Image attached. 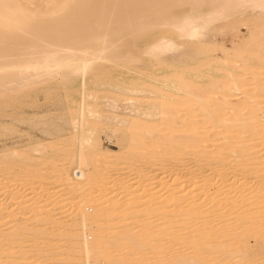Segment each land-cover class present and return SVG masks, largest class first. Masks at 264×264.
<instances>
[{"label": "bare ground", "instance_id": "6f19581e", "mask_svg": "<svg viewBox=\"0 0 264 264\" xmlns=\"http://www.w3.org/2000/svg\"><path fill=\"white\" fill-rule=\"evenodd\" d=\"M240 26L247 28L241 37L237 34ZM217 34H231V47L218 41ZM118 69L126 70L128 78L115 84L109 81L115 93L125 97L130 92L138 99L145 93L153 102L135 106L136 117L125 122L124 142L118 151L95 152L99 144L93 133L100 125L102 110L90 102L100 89L90 91L89 81L104 84ZM54 79L63 87L71 111L67 110L71 124V132L65 134L68 145H38L29 155L8 150L3 156L8 157L5 167L20 170L17 174L8 171L3 181L8 185L30 166L35 170L44 164L60 167L47 182H32L28 195L58 184L74 204L73 217L66 220L64 213H55V207L62 209L66 203L56 196H43L44 200L31 204L18 198L17 209H22L18 216L10 217V222L0 218V241L6 237L0 242V258L20 264H45L46 260L54 264L65 256L62 264H78L77 250L73 252L76 244L72 246L77 243L88 264L248 263L251 253L241 238L215 239L213 243L210 232L220 223L215 227L210 217L224 210L218 218L235 215L240 222H248L242 234L264 230L260 222L264 213V0H0V103L23 106L34 84ZM110 100V109L115 111L119 101L112 96ZM10 108L16 116L14 107ZM146 111L151 112L147 115L151 120H142L140 114ZM66 159L69 162L64 164ZM128 159V172H137L134 176L131 172L132 177L122 169ZM169 159L173 163L164 168ZM199 162H205L201 173L202 169L195 168ZM36 164L39 166L34 167ZM240 165L245 169L237 170ZM228 166L232 171L224 174ZM106 169L116 175L109 197L105 193L112 177L103 172ZM211 169L212 177L203 176ZM236 171L243 174V181H247L245 175L249 179L247 174L260 177L261 184L225 186V180H231L229 176ZM38 174H34L36 178ZM235 174L232 179L240 176ZM184 183L199 185L200 190L222 187L229 193L221 200L213 193L198 200L189 192L174 193ZM19 186L3 188L8 193L30 189ZM228 194L240 197L233 200ZM208 205H213L209 207L212 216H207L210 223ZM178 217L182 218L178 221ZM185 231L189 234H181L187 237L182 245L190 247V253L174 255L170 250L165 255V241L182 242L178 235ZM216 232L227 233L225 228ZM64 238L73 248L68 246L71 252L66 255L60 246ZM21 240L30 242V248L45 245L42 251L37 248L42 255L35 253L38 258L33 261L34 254L29 260L20 256L29 253ZM14 243L22 246L13 247ZM12 247L19 250L13 252ZM226 255L227 261L221 262L220 257Z\"/></svg>", "mask_w": 264, "mask_h": 264}, {"label": "rangeland", "instance_id": "374dc122", "mask_svg": "<svg viewBox=\"0 0 264 264\" xmlns=\"http://www.w3.org/2000/svg\"><path fill=\"white\" fill-rule=\"evenodd\" d=\"M222 23H225V22H219L218 25H221ZM239 30H240L239 33H237L238 36H240V35L242 36L243 33H245V34H243V36L246 35L247 28H244V26H240ZM230 35L231 34H220V35L217 34L216 39L218 38L217 39L218 41H222V40H224V42L226 41L225 42L226 46L231 47V45H232L231 44L232 37ZM217 52L218 53L216 54V56L221 54L220 51H217ZM204 70H207V68L204 69ZM125 77L128 78V72L126 70H124V69H118V70L112 72V74L109 77L110 79L108 81H104V84L106 83L105 85L102 84V83H100V84L96 83L98 85V86H96V84H91L92 82L89 81L90 83L88 85V88H89L90 91H94V89H98V90L100 89L99 92L97 91V93H94L95 95L97 94L96 95L97 97L94 96L95 98L94 97L91 98L90 102L92 104L95 103L96 106H98L97 107L98 110H102L101 113H100V118H101L100 125L98 127L94 128V133H93V136L95 137L97 143L99 144V146H98V148H97V150L95 152L106 153L107 150L118 151L120 149L121 144H123V142H124V138H123L122 135H123V132H124L123 130H124V128H126V125H127L125 122L130 121V120H132V118L136 117V113L134 112V110L136 109L138 104L143 103L146 100H149L148 95L145 94V93L144 94H139L141 96L139 99L135 98V94H133V93L130 94V92H126L127 93L126 94L127 97L126 96L123 97L124 96L123 94L120 95V94L115 93V88H114L113 84H111V83L114 82V84H115V83H118V82H123V80L126 79ZM203 80H201V81H203ZM58 81H59L58 79H54V81L52 80V81H50L48 83L38 82V83L34 84L33 87L31 86L34 91L30 92V94H29L30 96L28 95V97H26V99H28V100L23 99V101L25 100V105H23V106H25L24 109H23V106L19 105L18 103H15L14 105L12 104L9 107H8V105H5V104L3 105L2 103H0V105H1L0 106V159H2L4 161V163L2 162L3 163L2 166L4 168H6L5 164L7 162V161H5V159L8 158V157H6V158L4 157L5 158L4 159L3 156L4 155L6 156V154H8V150H10L9 153L12 152V150H17V151H20L22 154L24 153V154H28L29 155V154L33 153V148L38 146V145L50 146V145L56 144L58 142H62V143L65 142L66 135L71 132V126H70L71 124L69 123L70 120H68L69 117L67 116V113H68V111L70 109H68L69 107L66 104L67 103V100H66L67 98H66V95L64 96L65 91H64L63 87L60 86V84H59L60 82H58ZM78 86H79V81L77 83V87ZM51 91H52V93H51ZM108 91L112 92V95H110V93ZM36 92H37V94H36ZM32 93H33V95H31ZM111 96H112V98H115L117 101H119L118 102L119 108L116 109L115 111H111V109H110L111 100L109 101V97H111ZM48 97H50V98H48ZM129 97H131L132 100H129V101L126 100ZM32 101H33V103H32ZM34 101H35V103H34ZM134 102H136V103H134ZM148 102L149 103H146V104L151 105L153 100H149ZM130 103H132V104H130ZM18 105L20 107H22V109L19 108L20 109L19 113H17L18 111L16 110L19 107ZM26 105H29V106L31 105V106L28 107ZM10 107H14L15 115L17 114L16 116H14L13 109H11ZM72 107H75V105H72ZM11 112H12L13 115H11ZM70 112L71 111H69V114H70ZM148 112H150V111H146L144 114H140L142 120H151L150 119L151 117L147 116L149 114ZM6 114H8V116H6ZM150 114H151V112H150ZM67 120H68V122H67ZM62 125H64V126H62ZM68 126H69V128H68ZM86 129H89V128H86ZM66 144L68 145V143H66ZM2 160H0V165L2 164L1 163ZM128 160L125 163L122 164L123 165L122 169H125V171H127L126 172L127 174L130 173L129 176H131L132 174L134 176V173H135L134 171H133L134 173L132 171H130V170L128 172L127 168H129L128 167L129 166V162H131L130 160L129 161ZM169 160H171V162ZM169 160L164 161V163L162 162L163 166H166L164 168H167V166H169V164L173 163L172 159H169ZM182 161H184V160L182 159ZM38 162L41 164L40 161H38ZM68 162H69L68 159H66V162H64V164H67ZM47 165L46 164H44L43 166L40 165L41 166L40 169H42L41 171H39L40 169L39 170L38 169L35 170L31 166L26 168V169H28V171L24 170L26 172L24 173V171H23V173H24V174L22 173L23 177H22V175H20L19 176V178L21 177L20 179L17 176H15V174H14V178L15 177H17V178H15V180L12 178L13 181L10 182V183H7L8 185L10 184L11 188H9L8 185L5 186L7 181L6 182L3 181V178H4L5 175H7L6 173L8 171L12 170V172L17 174L20 169L17 166L12 167L11 169H9L8 167L6 169H4L3 167L0 166V168H2V169H0V182H1V184H0V190H1L0 191V199H2V202L0 200V202H1V205H0L1 209L0 210H2V207H3V210L0 213V218H6L4 220H9V222H10V220H13V219H10V217L11 218H15V216H18L16 214H18L22 210L20 208L17 209V204L16 203L18 202V198H19V201H22V202L24 201V202H27L28 204H31L34 201L42 200L47 195H48L47 198L50 197V196H54L53 199H55V196H56L57 200L60 199V200H63V201L66 202V203L63 202L62 205H61L62 206L61 208L63 210L59 209L58 207L54 208V209H56L55 210L56 214L57 213L59 214L61 212H62V214L64 213L63 215L65 217H67L66 220H68V219L70 220L71 217H73L71 215L74 212V204H72V201L69 200V198H70V197H68L69 195H66L67 197L65 195H63V193L65 194V190L62 188V192H61V189H60L61 187H59L58 184H57L58 186L55 185V187H54V185H52V187L50 186L49 190L44 189V186H43L42 188H40V190H37V191L33 192L34 194L32 193V194L28 195L29 192H32L31 188H32V186H34L32 184L35 183V185H39L41 183L43 184V183L47 182V177L51 176L54 171H56V170H58L60 168V167L52 168V167H49V165L48 166ZM18 166H20V165H18ZM37 166H39V165L36 164V166H34V167H37ZM203 166H205V162H199L198 165L195 168L199 169V170L202 169V170L198 171L199 173H201V172H203ZM47 167H48V169H47ZM253 167H255V166H253ZM30 169H32L33 171L35 170V173L32 170H30ZM97 169H101V168L97 167ZM212 169H211V171L208 170L209 173L207 171V173L203 174V176L206 175V176L212 177L211 174L212 173L214 174V171L212 172ZM244 169L245 168H244L243 165H240V166L237 167V170H244ZM213 170H215V168ZM31 171L33 172V174L31 173ZM38 171L41 172V175L38 174L39 173ZM42 171L45 173V174H43V176H42V173H43ZM223 171H224V174H226V173L228 174V172H231L232 169L228 166V167H225L223 169ZM103 172L104 173H109V175H108L109 178L112 177L111 179L108 180L109 181L107 183L108 184V186H107L108 188H106L107 191L105 193L109 197V193H110L111 190H113V187H114L113 184L115 182L114 179L116 180V178H115L116 175L114 174L115 172H109V170H107V169L104 170ZM131 172H132V174H131ZM238 172L241 173L240 171H236V172H233V174H235V173L239 174ZM36 173L38 174V178H36L37 176L34 175ZM25 174H26V176H24ZM236 174H235V176H236ZM232 175H230L231 177L229 176V179L231 178V180H227L228 178L225 180L226 181V184H224L225 186L226 185H230V183L234 184V183H238V182H240V183L241 182H246V183L248 182V183H251L250 185H253V184L257 185V183H254V182H258V185H259V183L261 184V182H259L260 181V177H258V176L253 177V175L251 176L250 174H247V175H249V177L247 176L249 179H247L246 175H245L244 178L247 181H243V177H242L243 174H239L240 175L239 177H233V179H232ZM28 176H29V178H28ZM256 177H258V178H256ZM128 179H130V177ZM257 179H259V180H257ZM252 182H253V184H252ZM22 184H23V186L25 185L26 187L28 186L27 184H29L28 188L30 187V189L27 190V191H22L20 193L19 192L18 193L17 192L16 193L13 192L14 194L13 193H8L7 190L4 189L6 187H7V189L8 188L9 189H13V188L15 189V187L17 188L18 185H21V187H22ZM56 186H57V188H56ZM196 186H198V187H196ZM196 186H192L190 184L184 183L181 186L179 185V187L175 188L174 193L185 194L186 192H189V193L192 194V197H195L197 200L200 197L204 196V195L208 196L207 193H209V195L213 193L214 196L215 195L218 196V200L219 199L221 200L222 197L226 196L227 192H228V190L226 191V189H224V188H223L224 189L223 190L222 187H221V190H218V189L215 190L214 188H211V189L207 188L208 190H206V189L200 190V188H199L200 186L199 185H196ZM21 187L19 186V188H21ZM158 189H160V188H158ZM5 190H6V193L4 192ZM1 192H3V193H1ZM84 192H88V190H85ZM75 194H77V193H75ZM161 194H162V192H161ZM11 195H12V197H11ZM98 195H99V193H98ZM228 195H230V194H228ZM245 195L246 194L242 195L243 199L245 198ZM31 196H33L34 198H32ZM57 196H58V198H57ZM29 197H31V199ZM41 197H43V198L41 199ZM229 197L234 200V198L238 199L240 196H237L238 198H236V195L232 194ZM53 199H51V200H53ZM65 199H67V200H65ZM51 200H50V202H51ZM10 202H11V205H13V206L10 207L11 206L10 205V206L7 207V204L10 203ZM12 202L15 203V204H13ZM198 203H199V201H198ZM209 207H213V205H208V208H206L207 210L209 209L208 213L206 214V217L210 214L209 211H210L211 208H209ZM7 208H10V209L8 210ZM49 208H51V207H49ZM4 209H6V210H4ZM262 210H264V208ZM222 211H224V210H222ZM222 211H220V214L221 215L223 213L225 214V212L222 213ZM250 211H251L250 208L247 209L245 215L248 216ZM221 215L218 214L217 217H214V218L210 217V219H213L212 220L213 223L212 222L211 223H212V225L215 224V227L220 223L217 226V228L218 229L225 228L227 233H223V232H221V233L219 232L218 233V232H216L218 229H216V230H213V231L216 232V233L214 232L216 236L215 235L213 236L212 235L213 232H210L211 234L209 233L210 234L209 237L211 238V240L212 239L214 240V241L212 240L213 243L216 242L215 239L217 241H219V240L221 241V240H223L222 238H226V239L228 238L229 240H231L233 237H239V238L242 239V242H243V245L245 246V249H247L251 253V255L249 254L250 256H248V259H247L248 263L247 264H250L251 262H252L251 264H264V230H263V232H261L259 234L256 233L257 235L254 232H249V233L245 232V234H242L243 230L247 227V224H248L247 221H244V222L241 221L240 222L241 218L237 217V216H236L237 217L236 218V217H234L235 215L234 216L233 215L230 216L231 218L227 217L226 219H223V218H221L223 215L222 216ZM209 216H212V215L210 214ZM218 216H221V217L218 218ZM206 217H205V219L207 220V218H208V222H209L210 221L209 217H207V218ZM178 218H177V220L179 221L182 217L181 218L178 217ZM215 218H218L220 220L215 219ZM205 219H202L203 221L202 220H198V221L199 222L202 221V223L203 222L208 223V222H206ZM198 221L195 222L197 224V226L200 225ZM189 222L191 223V221H189ZM189 222L188 223L186 222V223L189 224ZM260 222L262 224H264V213H262L261 216H260ZM2 223L5 224V222H2ZM126 225L127 226L128 225H134V227L136 226V224H132V223H128V222H126ZM5 226H7V225H3L2 228H3V231L6 230L5 232H7V228L8 227H5ZM187 231L189 232V230H187ZM187 231L180 233V235H178V233H176V235H178V238H180L181 240L183 238H185V240H186L187 237H183L182 238V235L183 236H184V234L188 235L189 233ZM240 235H241V237H240ZM5 239H6V237L4 238V240ZM30 239H32V238L30 237ZM4 240L2 238L1 241L3 242ZM185 240L182 241V242L178 241V243L172 242V241L170 242V240H166L165 241V245H164L165 247L163 246V248H164L163 251L165 252V255H167L170 252V250L172 251L171 253H174V255H181L182 252H184V254H189L190 253L189 251H191V249L189 250L190 247L188 248V247H186V245H184V244L182 245V243H184ZM22 241L23 240L20 241L22 243V245L26 244V242L23 241L24 242L23 243ZM63 241L66 242L68 245L65 244L64 242L60 243V246L63 248V249L61 248L62 249L61 252H63L66 255V254L70 253L71 251H69V250H71L73 248L71 247L72 244H69L67 242L68 240L65 241V238H64ZM171 243H173V244H171ZM211 243L212 242L210 241L209 244H211ZM38 244H39V247L41 248V251L45 249V245H42L41 243H37L36 245H38ZM75 244H76V246L78 245L77 243H73L72 246L74 247ZM10 245H12V244H10ZM18 245L22 246L21 244H17L16 243V245H15V243H14L13 247L14 246L19 247ZM26 245H27V247H25ZM26 245H23L25 247V252L29 251V253L27 252L26 255L25 254H20V256L25 257V258L28 257V260L32 259V257L34 256L33 259H32V261H33L35 259V257H36L35 253H37V254L40 253L38 256L42 255L41 251L39 252L40 248L38 246H35V247H37L39 250L37 248H30V246H29L30 242H28V244H26ZM62 245H66V247L65 246L63 247ZM42 246H43V248H42ZM76 246L74 247L73 252L74 251L76 252V250H77V252H76L77 255H76L75 259L78 260L77 261L78 264H80V263L81 264H88V263H85V262H87L86 261L87 259L84 257V253H79V249L76 248ZM184 246L186 247V249L188 248L187 249L188 252L184 251V249H185ZM176 247H178L179 249L177 248L178 250H176ZM180 247H182L183 249L180 250ZM33 249H35V251L37 249L38 251H36V252L34 251V253H31V252H33ZM15 250L18 251L19 248H16V247H15V249L13 248V252ZM21 250H24V249H21ZM166 250L168 252H166ZM31 255H33V256H31ZM92 255H93L92 257L95 258L94 253H92ZM38 256L36 258H38ZM5 258L6 257H4V256H2L0 258V264H7V263H9V264H15V263L16 264H20V262H21V261H15V260H12V261L9 260V261L6 262L7 258L6 259ZM220 259H221V262L227 261V255L223 256L222 258L220 257ZM44 260H46V259H43V262H44ZM61 260H63V261H61ZM65 260H66L65 256H63L60 260L55 261L54 264H62V263L65 262ZM50 261L46 260L47 264H50V263L52 264L53 263L52 260H50ZM22 262H24V261H22ZM46 262H44V263L46 264ZM144 262H143V264L149 263V261H144ZM23 264H25V263H23ZM91 264H96V263L92 262Z\"/></svg>", "mask_w": 264, "mask_h": 264}]
</instances>
